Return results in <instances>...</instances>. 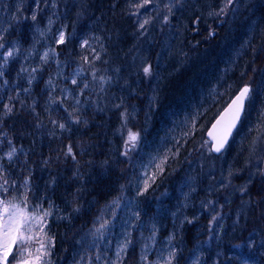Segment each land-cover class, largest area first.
<instances>
[{
	"label": "trees",
	"instance_id": "obj_1",
	"mask_svg": "<svg viewBox=\"0 0 264 264\" xmlns=\"http://www.w3.org/2000/svg\"><path fill=\"white\" fill-rule=\"evenodd\" d=\"M0 1V8L10 4V0ZM43 1L53 27L63 32L62 43L54 50V63H23L19 59L29 42L32 7L41 18L39 0L24 1L0 41V204L18 219L11 254L20 264H107L102 261L108 256L103 253L105 240L114 233L124 198L136 178L148 129L165 94L172 90L168 85L172 82L157 84L154 64L169 36L170 6L189 0ZM196 2L191 0L185 8L188 23L175 55L179 63H185L182 67L190 66L196 50L203 49L202 43L210 48L218 41L219 35L213 43L210 36L214 19L205 15L201 1L194 9ZM224 6L227 11L218 14L222 29L229 26L233 8L242 11L239 19L248 12L258 14L259 25L249 50L264 52V0H228ZM143 9L148 14L141 19ZM93 18L95 24H91ZM142 40L158 46L156 56L152 47L140 43ZM11 42L19 43L18 55L4 54ZM263 64L262 57L260 64L254 65L248 52L228 81L235 78V85L253 88ZM56 67L67 76L76 73L82 91L80 113L62 104L59 88L48 86L47 79ZM174 67L176 63L172 70ZM155 92L157 97H152ZM249 145L250 140L242 142L239 161L249 154ZM182 150L179 145L168 155L166 168L141 198L136 224L152 213L145 207L150 198L155 200L169 189L193 159L200 163L201 147ZM248 161L233 180L244 187L230 205H224L226 191L211 195L219 204L217 216L239 211V226L233 229L228 220L223 230L222 257L251 234L264 240V172L259 170L264 166V148H254ZM69 163L80 179L74 184L68 178ZM254 164L258 167L253 169ZM202 167L200 163L201 171ZM161 174L166 177L162 179ZM213 218L205 215L182 226L177 238L187 249L181 252L178 264H183L195 244L194 229L207 226ZM136 245L134 230L123 261L135 260Z\"/></svg>",
	"mask_w": 264,
	"mask_h": 264
},
{
	"label": "rangeland",
	"instance_id": "obj_2",
	"mask_svg": "<svg viewBox=\"0 0 264 264\" xmlns=\"http://www.w3.org/2000/svg\"><path fill=\"white\" fill-rule=\"evenodd\" d=\"M20 1L12 0L10 5L3 3L4 6L0 8V39L8 30ZM190 1L172 3L170 6L169 19L171 21L167 28L169 36L165 38L159 54L170 63H159L158 59L154 62L157 84L160 86L162 83L172 82L168 83L169 86L171 85L169 91L172 90L164 96L163 105L168 107L162 114L160 108V112L155 115L153 124L145 136L137 175L126 195L123 211L117 223V231L114 237L112 239L110 237L105 243V251L108 255L107 264H118L121 261L139 199L146 188L153 185L155 176L164 171L168 161L167 156L179 145H182V151L186 152L192 150L194 146L201 147L199 155L202 159L217 158L215 161L217 168L203 164L200 172V163L195 160L196 158L193 159L190 164L184 166V169L191 166L194 170L192 169L187 175L184 174L170 194H163L156 199L158 204L154 214L147 226H143L144 237L141 242L138 264H169L173 259L175 262L180 261L181 252L186 250L187 246L184 248L181 245L176 234L181 231L180 227L185 226L192 218L202 217L206 213L214 218L207 226L202 225L203 230L196 235L199 239L198 245L184 263L217 264L222 252L223 228L228 220L233 229L237 228L240 219L237 210L232 214L222 213V216H217L219 204L211 195L213 191L227 187L224 205H230L231 198L236 192L242 190L241 187L244 185H232L234 178L241 173L244 167L248 166L251 151L254 148H264V70L262 69L260 70L262 74L253 87L254 90H251L248 95L244 116L232 145L219 157L211 155L203 129L217 116L240 87V85H235V78L231 82L228 80L233 75L237 63L248 51L256 20L250 21L249 13L246 17L239 19L242 11L233 8L228 19L230 24L223 30V32L226 31V37L220 39L221 36H218V41L210 48L209 46L204 47L202 43L203 49L196 50L198 54L192 56L190 66L182 67L185 63H179L175 55L179 54L181 32L188 23L185 8ZM200 1L205 7V15L210 19H215L218 14L222 15L227 11L224 3L228 0H223L219 6L216 5L219 0H197L194 9L200 7ZM145 10L142 11L145 14L141 15V19L148 14ZM30 12L32 17L30 18L29 43L20 54L21 61L47 63L52 60L54 46L62 41L63 32L55 29L50 19L39 21L35 8L32 7ZM4 51V53H16L12 45ZM175 63L177 68L174 67L172 70ZM180 67L184 70H180ZM178 72L181 75L174 81L172 78ZM182 76L186 79H181ZM48 83L49 86L60 88L61 102L67 109L75 114L80 113L83 107L82 91L78 89L75 74L65 76L63 70L57 67L49 77ZM174 91L176 92L172 97L171 93ZM192 132L196 136L195 143L191 137ZM246 140H250L249 154H245L239 161L237 155L242 154L241 144ZM238 164L241 165L238 166ZM220 167L223 169L220 170ZM257 167L258 164L253 165V169ZM259 170L264 172V166ZM161 176L164 179L168 173L166 176L163 174ZM251 176L252 174L247 178V184ZM200 189L203 190L199 193ZM4 214L5 212L0 209V264L9 248L16 223L12 213H6L7 216ZM263 258L264 240H258L257 236L252 234L244 245H240L234 253H230L226 260L219 264H263Z\"/></svg>",
	"mask_w": 264,
	"mask_h": 264
},
{
	"label": "bare ground",
	"instance_id": "obj_3",
	"mask_svg": "<svg viewBox=\"0 0 264 264\" xmlns=\"http://www.w3.org/2000/svg\"><path fill=\"white\" fill-rule=\"evenodd\" d=\"M24 1H27V0H21L20 1V3H19V5H18V9H17V11H16V13L14 14V15H18V13L21 11V9H22V7H23V3H24ZM40 2H41V4H40V6H41V8H42V12H41V15H40V19H39V21H42L43 19H50L51 21H52V23H53V25H54V22H53V20L51 19V17L48 15V13L46 12V10H44L43 9V5H46V3L43 1V0H39ZM249 13V16H248V18L249 17H251V18H249L250 19V21H252L253 19L254 20H256V24H255V28H257V26L259 25V20H260V17L258 16V14L257 13H253V12H248ZM247 13V14H248ZM247 14H245L244 15V17H246V15ZM221 16L220 15H218V16H216L215 17V19H214V27H213V29H212V33L210 34V36H211V41H212V43H213V41L215 40V35L216 36H221L220 37V39H224L225 37H226V31H224L223 32V30L224 29H222V27H221ZM95 22H96V19L95 18H93L92 19V23L91 24H95ZM219 39V40H220ZM61 43H62V41L61 42H59L58 44H56L55 46H54V48H53V50H52V60L51 61H49V62H47V63H45V64H52V63H54V55H55V53H54V50L56 49V47H58V46H60L61 45ZM140 43H145L146 45H148L149 47H152V52H153V54L155 55L156 53H157V49H158V46L154 43H148V42H146V40H142V41H140ZM214 48V47H213ZM250 49V46H249V48H248V51H247V53L244 55V57L248 54V52H250V54L252 55V63L254 64V65H259L260 64V62H261V59H262V57L264 58V52H257V53H255V52H253V51H251V50H249ZM156 56V55H155ZM158 59H164V60H166V58L165 57H163V56H156ZM257 65V66H258ZM264 70V65L262 66V68H261V70ZM157 93L158 92H155V93H153V95H152V97H157ZM167 107L168 106H166V105H162L161 106V114L167 109ZM191 137L194 139L196 136H195V134L192 132L191 133ZM194 143H195V139H194ZM194 148H195V146H194ZM54 162L55 163H57V160H56V158H54ZM200 163H202V164H204V165H206V166H210V167H213V166H215L216 168H217V163L215 162V160L213 159V158H203L202 159V157H200ZM52 165V164H51ZM68 167H69V170H68V178H69V181L72 183V184H74V183H77V182H79L80 181V179L76 176V173H75V170H74V168L72 167V164L71 163H69L68 164ZM220 170H222L223 168L222 167H220L219 168ZM232 185H236L235 183H233L232 182ZM238 186V185H237ZM229 187V189L231 188V184L228 186ZM228 189H227V187L226 188H224V189H221V190H217V191H227ZM242 190H239L238 192H236L235 194H234V196H236V194H238V193H240ZM224 196H225V194H224ZM233 196V197H234ZM226 197V196H225ZM233 197L231 198V200L233 199ZM123 204H124V201H123ZM157 202H156V200H154L153 198H150V201H148L146 204H145V207L148 209V210H150L151 212H154V210H155V208H156V206H157ZM255 236H257L256 234H254ZM104 248H105V250H106V247L104 246ZM118 264H136V262L135 261H120Z\"/></svg>",
	"mask_w": 264,
	"mask_h": 264
},
{
	"label": "water",
	"instance_id": "obj_4",
	"mask_svg": "<svg viewBox=\"0 0 264 264\" xmlns=\"http://www.w3.org/2000/svg\"><path fill=\"white\" fill-rule=\"evenodd\" d=\"M247 93L246 88L241 89L206 131L205 138L213 155H219L228 143L242 115Z\"/></svg>",
	"mask_w": 264,
	"mask_h": 264
}]
</instances>
